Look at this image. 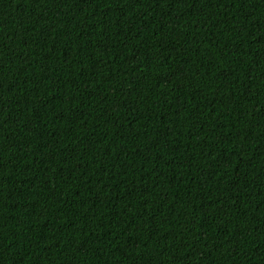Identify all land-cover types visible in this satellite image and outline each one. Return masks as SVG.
<instances>
[{"label":"trees","instance_id":"1","mask_svg":"<svg viewBox=\"0 0 264 264\" xmlns=\"http://www.w3.org/2000/svg\"><path fill=\"white\" fill-rule=\"evenodd\" d=\"M0 264H264V0H0Z\"/></svg>","mask_w":264,"mask_h":264}]
</instances>
